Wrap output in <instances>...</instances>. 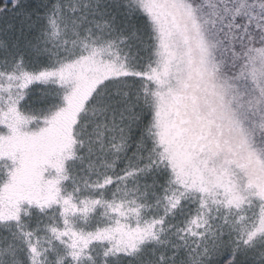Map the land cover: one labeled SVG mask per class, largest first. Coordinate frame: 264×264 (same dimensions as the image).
Instances as JSON below:
<instances>
[{
  "label": "snow or ice",
  "instance_id": "snow-or-ice-1",
  "mask_svg": "<svg viewBox=\"0 0 264 264\" xmlns=\"http://www.w3.org/2000/svg\"><path fill=\"white\" fill-rule=\"evenodd\" d=\"M0 264H264V0H0Z\"/></svg>",
  "mask_w": 264,
  "mask_h": 264
}]
</instances>
